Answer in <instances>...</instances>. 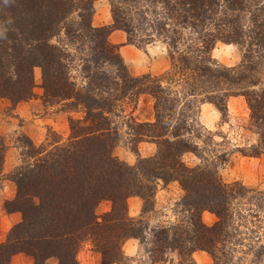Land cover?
Listing matches in <instances>:
<instances>
[{"label":"trees","instance_id":"1","mask_svg":"<svg viewBox=\"0 0 264 264\" xmlns=\"http://www.w3.org/2000/svg\"><path fill=\"white\" fill-rule=\"evenodd\" d=\"M93 1L0 0V98L12 105L32 98L37 67L44 102L83 115L69 119L65 145L44 155L32 152L12 174L21 221L0 243V264L17 254L33 264H78L86 241L103 264H122L121 245L140 236L126 200L138 196L147 205L158 180L180 185L186 209L179 224L154 233L151 264L166 262L169 252L177 264H195V251L206 252L213 264H241L247 256L250 264H264V192L222 181L213 161L200 154L206 147L193 142L198 103L213 104L224 121L228 98L242 96L247 130L257 136L247 156L264 154V88H255L264 68V0H109L113 24L99 28L91 24ZM115 30L139 48L155 39L164 43L171 73L130 75L108 43ZM144 31L145 39L138 33ZM217 42L243 49L238 67L214 65L210 54ZM142 95L153 100L152 123L124 115ZM115 119L132 132L133 144L151 140L156 153L132 167L119 161L113 155ZM186 153L200 162L185 165ZM4 154L0 143V174ZM102 201L112 207L98 217ZM203 211L217 218L211 227L201 222Z\"/></svg>","mask_w":264,"mask_h":264},{"label":"rangeland","instance_id":"2","mask_svg":"<svg viewBox=\"0 0 264 264\" xmlns=\"http://www.w3.org/2000/svg\"><path fill=\"white\" fill-rule=\"evenodd\" d=\"M131 13L136 19V11L132 10ZM91 24L96 28L113 24L109 0L93 1ZM138 33L146 38V31ZM108 43L118 51L133 77H161L171 73L172 62L168 49L161 41L155 39L139 48L127 43L123 31L115 30L109 35ZM210 56L217 67L236 68L242 62L243 49L236 44L217 42ZM72 74L78 77L79 73L73 70ZM33 80V96L29 100L12 105L8 100L0 98V143L5 148L0 174V243L5 241L11 228L21 221V213L17 211L15 204L17 188L11 180L12 174L27 161L32 152L43 150L44 155L55 145H65L70 136L69 119L80 120L83 116L80 111H69L62 103L44 102L40 68L33 69ZM258 87L264 88V68L255 88ZM172 89L179 95L180 87L174 85ZM226 110L227 115L223 121L213 104L198 103L194 109L196 116L193 123L196 131L193 133V142L206 147L200 154L213 161L222 181L228 184L238 182L247 189L264 192V154L247 156L248 149L255 144L257 136L247 130L249 111L244 98L229 97ZM124 115L131 116L140 123H152V98L148 95L140 96L136 105L124 110ZM115 121L118 139L113 155L119 161L132 167L138 159L152 157L156 153V145L151 140L143 138L133 144L132 132L122 125L121 120ZM181 160L187 166L200 162L193 153L184 154ZM28 161L32 162L33 159ZM183 196L184 192L177 182L164 183L158 180L153 197L147 205L138 196H131L126 200L127 215L138 221L140 236L127 239L121 245L122 264H151L148 251L153 235L161 227L175 226L181 222L186 209L181 204ZM241 204L244 207L243 200ZM111 207L109 201H102L97 205L95 213L101 217L110 212ZM200 219L207 227L217 221L215 215L208 211H203ZM165 258L166 262L158 264H177L175 252L167 253ZM192 258L195 264H213L212 258L204 251H195ZM76 261L78 264H103L100 254L89 241L84 242L78 250ZM9 264H33V261L24 254H17L10 259ZM46 264L55 262L49 260ZM241 264H250V256L243 258Z\"/></svg>","mask_w":264,"mask_h":264}]
</instances>
